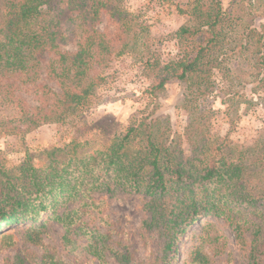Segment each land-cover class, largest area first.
Here are the masks:
<instances>
[{
    "label": "trees",
    "instance_id": "1",
    "mask_svg": "<svg viewBox=\"0 0 264 264\" xmlns=\"http://www.w3.org/2000/svg\"><path fill=\"white\" fill-rule=\"evenodd\" d=\"M177 11L187 17L174 33L178 55L163 63L148 25L123 0H0V139L78 120L111 58L126 55L149 80L148 104L176 80L187 115L177 134L167 118L141 111L106 147L86 152L72 140L45 152L38 166L26 159L8 168L0 150V253L18 233L40 250L18 251L5 264H76L68 257L75 250L98 264H174L189 229L197 224L204 234L210 219L225 221L235 243L249 246L246 264H264V121L251 143L232 145L229 131L215 129L219 111L210 102L220 99L231 126L248 96L264 93V23L253 24L264 18V0H186ZM231 146L234 158L223 153ZM118 195L143 203L146 262L89 224L94 213L105 218L106 201ZM67 203L76 207L59 213ZM51 222L63 231L49 249L42 241ZM193 253L192 264H208Z\"/></svg>",
    "mask_w": 264,
    "mask_h": 264
},
{
    "label": "rangeland",
    "instance_id": "2",
    "mask_svg": "<svg viewBox=\"0 0 264 264\" xmlns=\"http://www.w3.org/2000/svg\"><path fill=\"white\" fill-rule=\"evenodd\" d=\"M186 0H123L124 7L131 12H138L148 25L150 34L154 40V48L159 52L163 63L168 62L178 55L177 43L174 39L176 30L183 26L187 17L180 15L177 8H184ZM264 23V18L256 19L253 24L259 26ZM102 27V26H101ZM99 26V29H101ZM71 50L70 46L66 47ZM104 81L96 91L94 104L84 112L76 121L70 124H48L26 134L23 139L15 136L2 137L0 150L4 153L6 166L13 167L22 161L29 159L34 166L47 162V151L64 146L75 140L83 145L86 152L106 147L116 133L124 132L129 119L143 111L148 114L154 111L155 117L167 118L172 131L182 134L187 123V115L179 109L183 100V84L173 80L166 85L165 91L159 95L152 104H148L144 90L149 85V80L143 75L142 66L129 56L112 57L103 70ZM218 85L220 82L218 80ZM247 101L241 104L236 112L238 119L233 117V125H229V118L224 115V106L219 98H212L210 102L216 115L215 129L220 135L229 131L232 145H246L251 143L258 135L261 123L264 121V93L248 96ZM249 102V103H248ZM185 155H189L186 144L183 145ZM223 153L228 158H234L233 147L225 148ZM103 207L108 228L102 227L94 213L89 219L90 226L100 232L109 231L111 239L120 241L121 245H127L134 250L137 261H148L144 258L141 246L139 223L141 219V207L143 203L136 197L118 195L111 201H106ZM75 204L67 203L66 207L59 208L58 212L73 210ZM249 219L251 217H248ZM84 220V219H83ZM211 227L203 229L194 225L178 245L177 259L174 264H192L193 250H199L208 258V264H246L249 246L239 247L233 237L228 224L223 220L210 219ZM48 236L43 238L44 245L49 248H57L59 236L63 229L60 225L50 223ZM8 232H11L9 230ZM203 234L198 240V236ZM13 247L0 253V264L10 260L18 251L28 248L40 254V250L34 246L23 244L22 234L15 236ZM247 238V237H246ZM211 239H216L211 242ZM211 242V243H210ZM248 243V242H247ZM76 248V245L72 246ZM76 264H98L97 261L87 259L79 250H75ZM66 257V258H68ZM145 259V260H144ZM109 264H112L109 262ZM195 264L197 262L195 261Z\"/></svg>",
    "mask_w": 264,
    "mask_h": 264
}]
</instances>
